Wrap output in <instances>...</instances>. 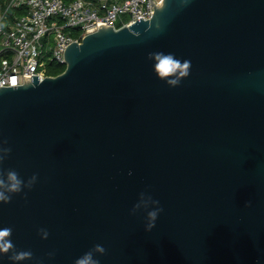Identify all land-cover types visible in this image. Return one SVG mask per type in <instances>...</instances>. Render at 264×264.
<instances>
[{"label": "water", "instance_id": "95a60500", "mask_svg": "<svg viewBox=\"0 0 264 264\" xmlns=\"http://www.w3.org/2000/svg\"><path fill=\"white\" fill-rule=\"evenodd\" d=\"M150 3L69 44L62 73L0 86L2 167L38 174L0 202V242L34 254L18 264L97 243L101 264H264V0ZM157 53L188 74L161 76ZM141 192L163 208L150 231Z\"/></svg>", "mask_w": 264, "mask_h": 264}, {"label": "built area", "instance_id": "2783aa9c", "mask_svg": "<svg viewBox=\"0 0 264 264\" xmlns=\"http://www.w3.org/2000/svg\"><path fill=\"white\" fill-rule=\"evenodd\" d=\"M152 14L150 0H0V86L22 85L24 75L44 80L49 76L45 55L65 66L67 46L96 32L99 24L118 29ZM74 28L78 36L67 32Z\"/></svg>", "mask_w": 264, "mask_h": 264}, {"label": "clouds", "instance_id": "9594fccd", "mask_svg": "<svg viewBox=\"0 0 264 264\" xmlns=\"http://www.w3.org/2000/svg\"><path fill=\"white\" fill-rule=\"evenodd\" d=\"M157 68L160 69L159 74L161 76H168L170 74H177L179 76H186L188 74L190 61L176 58L172 53H157L155 54ZM180 81L176 78L167 80L170 85H176ZM6 141L0 142V202H8L12 199L13 194L21 193L25 188H31L38 179V174L34 173L31 177L25 180L20 176L19 172L15 169H4L2 167L5 159L11 153L12 149L6 147ZM131 173V170L129 171ZM27 193H25L26 195ZM247 206H251V201L247 202ZM144 209L146 211V229L151 230L155 227L157 219L160 213L163 211L160 206V201L154 199L150 193L141 192L139 200L135 203L131 209L135 214L137 211ZM11 228H0V238L8 237L11 233ZM39 232L42 238H47L49 232L46 228H40ZM0 251L3 253H9L8 260L13 264H18L25 260L33 258V252L31 250H18L15 248L11 239L2 240L0 242ZM106 253V248L102 244H95L92 248L85 251L82 255L74 260V264H101L99 256ZM48 256H54L55 253L50 251ZM39 264H43L42 261Z\"/></svg>", "mask_w": 264, "mask_h": 264}, {"label": "rangeland", "instance_id": "374dc122", "mask_svg": "<svg viewBox=\"0 0 264 264\" xmlns=\"http://www.w3.org/2000/svg\"><path fill=\"white\" fill-rule=\"evenodd\" d=\"M124 18H123V20H125V21H127L128 19H129V16H127V15H125V16H123ZM117 25L118 26H120V22H118L117 23ZM68 32L70 33V34H72V32L74 33V34H80V30L79 29H77V28H74V29H68ZM51 44H49L48 46H46V49H47V47H49ZM43 66L46 68V69H50L51 67H52V63H51V61H50V55L49 54H46L45 55V58H44V60H43ZM58 67V66H57Z\"/></svg>", "mask_w": 264, "mask_h": 264}, {"label": "trees", "instance_id": "16d2710c", "mask_svg": "<svg viewBox=\"0 0 264 264\" xmlns=\"http://www.w3.org/2000/svg\"><path fill=\"white\" fill-rule=\"evenodd\" d=\"M67 1L71 2L73 0H67ZM67 32H68V30H67ZM72 35L78 36V34H74L73 32H72ZM64 69H65V66L52 64V67L48 70V74L51 76H55V75L62 73L64 71Z\"/></svg>", "mask_w": 264, "mask_h": 264}]
</instances>
